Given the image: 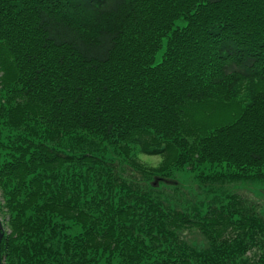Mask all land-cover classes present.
Wrapping results in <instances>:
<instances>
[{
  "label": "trees",
  "instance_id": "trees-1",
  "mask_svg": "<svg viewBox=\"0 0 264 264\" xmlns=\"http://www.w3.org/2000/svg\"><path fill=\"white\" fill-rule=\"evenodd\" d=\"M241 183L264 0H0L2 264H264Z\"/></svg>",
  "mask_w": 264,
  "mask_h": 264
},
{
  "label": "rangeland",
  "instance_id": "rangeland-1",
  "mask_svg": "<svg viewBox=\"0 0 264 264\" xmlns=\"http://www.w3.org/2000/svg\"><path fill=\"white\" fill-rule=\"evenodd\" d=\"M138 160L146 166H156L161 161L160 155H145L138 153ZM185 175L178 174V177L184 182L183 189L187 192H195V187L193 186V182L191 178L184 177ZM233 191L238 192L242 196L248 198L252 202H254L258 208L262 209L264 213V184H245L241 183L232 188ZM202 196V195H201ZM0 203H2V199L0 196ZM2 217V216H1ZM0 217V219H1ZM1 223L3 225V220L1 219Z\"/></svg>",
  "mask_w": 264,
  "mask_h": 264
},
{
  "label": "water",
  "instance_id": "water-1",
  "mask_svg": "<svg viewBox=\"0 0 264 264\" xmlns=\"http://www.w3.org/2000/svg\"><path fill=\"white\" fill-rule=\"evenodd\" d=\"M154 183L157 184V181H155ZM1 237H2V223L0 219V241H1ZM0 264H2L1 257H0Z\"/></svg>",
  "mask_w": 264,
  "mask_h": 264
}]
</instances>
